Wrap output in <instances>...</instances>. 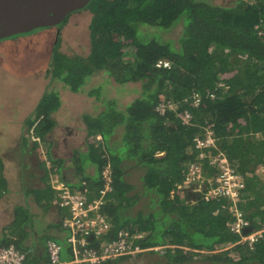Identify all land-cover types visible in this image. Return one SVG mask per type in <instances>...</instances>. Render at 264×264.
<instances>
[{"label":"trees","instance_id":"1","mask_svg":"<svg viewBox=\"0 0 264 264\" xmlns=\"http://www.w3.org/2000/svg\"><path fill=\"white\" fill-rule=\"evenodd\" d=\"M84 11L92 15L89 53L68 54L60 50L61 40L55 43L45 67L48 83L24 119L13 153L0 150V184L8 164L29 175L37 157L48 181L44 192L51 191L52 205L67 211H60L58 223L66 236H49L46 244L53 239L65 245L66 259L72 256L63 227L68 210L58 205L52 178L98 198L101 172L110 163L114 187L104 197L112 223L108 237L123 229L148 235L139 241L145 251L101 264H141L145 258L148 264H264V235L252 247L222 249L240 238L227 225L226 200L206 199V186L178 188L186 164L195 158L194 139L211 128L245 178L241 206L248 231L264 226V178L255 175L264 161V0H91L63 21L59 33L71 16ZM159 60H168L170 68L158 67ZM97 75L119 92L133 83L140 87L124 100L103 82L95 84ZM63 90L85 93L94 104L77 118L81 127L75 130L64 128ZM194 94L201 98L198 107L190 104ZM162 102L175 108L161 114ZM185 111L191 114L188 122L180 117ZM53 130L68 141L78 138L68 156L61 154L62 143L53 149L59 140L49 137ZM91 163L96 173L86 172ZM66 168L73 169L76 181ZM23 221L32 224L27 217ZM14 242L25 252V264H49L45 244ZM158 246L168 247L151 249Z\"/></svg>","mask_w":264,"mask_h":264},{"label":"built area","instance_id":"2","mask_svg":"<svg viewBox=\"0 0 264 264\" xmlns=\"http://www.w3.org/2000/svg\"><path fill=\"white\" fill-rule=\"evenodd\" d=\"M158 67L170 68L168 60H159ZM190 104L198 107L201 98L198 94L190 97ZM167 107L175 108L170 102H162L158 106L159 113L164 114ZM188 122L191 119L189 111L180 114ZM39 140L38 138H36ZM195 158L186 165L183 182L179 190L194 188L201 191L205 186L206 199H222L227 203L223 206L227 215L229 230L239 235L235 243H225L222 249H232L237 244L245 243L252 247L264 235V226L249 230V221L242 209L245 194V178L233 166L227 151L223 148L219 137L209 128L202 137H196L192 145ZM52 166L50 161H47ZM255 175L264 176V162L255 172ZM103 187L100 197L91 198L86 192L71 190L58 176L52 178V187L57 195L59 206L68 210L63 220V227L67 231V246L72 256L64 258L66 246L50 239L46 244L49 264H101L124 255H138L145 251L139 241L148 235V231L134 229L120 230L116 237H108L112 223L104 211L106 202L104 197L113 191L114 175L110 163L106 164L101 172ZM217 211L216 213H218ZM168 246H158L151 249L164 250ZM232 256H237L231 252ZM26 254L15 245H0V264H25Z\"/></svg>","mask_w":264,"mask_h":264},{"label":"rangeland","instance_id":"3","mask_svg":"<svg viewBox=\"0 0 264 264\" xmlns=\"http://www.w3.org/2000/svg\"><path fill=\"white\" fill-rule=\"evenodd\" d=\"M216 1L222 3L225 0ZM91 18L89 12H79L71 16L60 33L53 27L35 36L20 38L19 41L0 43V131L8 136L6 139L10 144H15L11 142L19 138L24 119L33 113L48 83L45 67L55 43L61 40L60 50L68 54L85 56L89 53ZM102 76L104 75L92 78L94 83L103 82L109 90L112 89L111 92H118V96L124 97V100L135 96L134 89L140 87V83H133L128 86L129 90L127 87L119 92L112 87L113 83L106 84V79ZM61 95L64 102L61 114L65 118V131L71 127L74 130L81 127L77 118L82 113L93 110L91 98L85 93L75 94L69 90L61 91ZM59 133L53 130L49 137L55 141L61 137ZM141 264H148V259H143Z\"/></svg>","mask_w":264,"mask_h":264},{"label":"crops","instance_id":"4","mask_svg":"<svg viewBox=\"0 0 264 264\" xmlns=\"http://www.w3.org/2000/svg\"><path fill=\"white\" fill-rule=\"evenodd\" d=\"M7 137L4 133H0V150L4 154H12L16 147V139L13 140L14 142H11L15 144H10V141L6 139ZM65 137L61 136L58 142L54 143L53 149L56 145L62 143L64 150L61 149V154L68 156L71 149L76 145L78 138L74 137L68 141ZM36 159L37 157L35 156L29 164L34 170L33 174H21L18 171V165L16 166L15 163V166L11 165L12 163L8 164L6 171L4 170V174L2 172L4 177L2 176L1 178L5 180V184H0V245H5L7 242L12 244L15 243L14 241H21L22 247H40L44 244L46 246V239H49L53 235L60 236L62 239L66 236V233L61 231L60 227L58 228L59 213L63 210L56 205H52L53 197L51 196V191L44 192L48 181H45L46 175L41 173V170L37 168L40 165V161ZM42 159L40 157V160ZM91 165L92 163L88 165L86 170L89 174L95 172V169ZM235 168L237 169V167ZM66 169L65 172L68 170L70 172L73 171L72 168ZM260 177L264 178L263 175H260ZM71 180H77L74 171ZM39 195L41 196L38 197ZM66 212L63 211V213L67 214ZM22 217L30 219L32 224L25 226V222H22Z\"/></svg>","mask_w":264,"mask_h":264},{"label":"water","instance_id":"5","mask_svg":"<svg viewBox=\"0 0 264 264\" xmlns=\"http://www.w3.org/2000/svg\"><path fill=\"white\" fill-rule=\"evenodd\" d=\"M91 0H0V43L29 36L35 30L59 28Z\"/></svg>","mask_w":264,"mask_h":264}]
</instances>
